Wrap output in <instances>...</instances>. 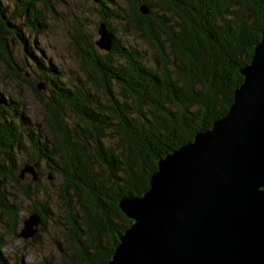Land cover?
<instances>
[{"label":"trees","instance_id":"trees-1","mask_svg":"<svg viewBox=\"0 0 264 264\" xmlns=\"http://www.w3.org/2000/svg\"><path fill=\"white\" fill-rule=\"evenodd\" d=\"M93 1L98 27L103 23L111 35L110 51L74 28L69 46L78 76L66 80L34 61L44 92L22 74L23 63L15 66L11 50L24 44L21 29L36 35L47 28L57 0H10V13L0 5V64L40 102L47 133L25 131L19 104L0 95V223L15 235L19 206L4 187L21 182L18 156L43 163L60 177L54 221L63 229L60 264L109 263L117 236L131 224L118 207L121 198L146 192L160 159L227 113L242 83L239 70L264 31V0H124L126 8ZM113 23L125 41L134 36L144 48L123 43ZM39 184L38 176L34 189ZM22 193L32 201L29 189ZM31 213L43 232L53 216L49 201L34 203ZM4 237L0 230V249Z\"/></svg>","mask_w":264,"mask_h":264},{"label":"water","instance_id":"water-1","mask_svg":"<svg viewBox=\"0 0 264 264\" xmlns=\"http://www.w3.org/2000/svg\"><path fill=\"white\" fill-rule=\"evenodd\" d=\"M97 35L110 51L103 23ZM239 74L227 113L160 159L146 192L121 198L131 224L108 264H264V31ZM38 166L23 165L19 179L36 182ZM40 223L31 214L17 237H33Z\"/></svg>","mask_w":264,"mask_h":264},{"label":"rangeland","instance_id":"rangeland-1","mask_svg":"<svg viewBox=\"0 0 264 264\" xmlns=\"http://www.w3.org/2000/svg\"><path fill=\"white\" fill-rule=\"evenodd\" d=\"M9 1L0 0V5L3 9L6 8L8 13L13 10V6ZM112 2L116 6L126 8L124 0H112ZM53 7L55 16L50 20L47 28L36 35H29L28 32L21 29V39L24 44L12 46L11 50L15 66L19 67L24 64L22 74H25L27 79H33L36 88L38 84H42L43 89L41 90L43 92L46 90L47 82L38 79L34 61L44 66H54L61 78L66 80L74 78L77 73V65L69 46L72 31H74V28H81L92 43L98 40L96 34L98 15L95 12L96 4L93 0H57L56 3H53ZM112 26L115 31L114 35L125 41V37L119 31L117 25L113 23ZM126 39L127 41L122 42L144 48L134 36H128ZM4 70V67L0 64V95L2 97L9 96L19 104L21 109H19L20 112L17 114V118L23 122L25 131L28 129V131L35 130L40 132L42 137L47 136L42 121V105L21 81L12 80L5 74ZM25 131L22 132L24 139L27 134ZM25 158L23 154L18 156L19 169L16 172L18 179L23 165L30 164L26 163ZM36 172L40 177V184L35 189L34 182H32L29 175H26L24 180L19 179L21 181L19 184L6 183L7 185L4 187L9 194V198L19 206V211L15 235L7 233L5 220L0 223V230L5 236L3 247L0 249V264H60V255L56 247L57 242L62 237L63 229L61 225L54 222L58 220L59 215L55 213V210L58 199L57 186L60 183V177L49 172L43 163L39 165V171ZM22 189H29L32 201H28L23 196ZM41 199L49 201L53 212L52 221L47 222L43 232L37 231L33 237L27 240L17 237L23 228V222L33 214L31 213L32 205Z\"/></svg>","mask_w":264,"mask_h":264},{"label":"bare ground","instance_id":"bare-ground-1","mask_svg":"<svg viewBox=\"0 0 264 264\" xmlns=\"http://www.w3.org/2000/svg\"><path fill=\"white\" fill-rule=\"evenodd\" d=\"M28 218V217H27Z\"/></svg>","mask_w":264,"mask_h":264}]
</instances>
